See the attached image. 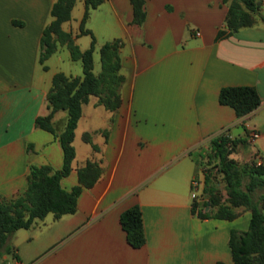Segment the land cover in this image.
Segmentation results:
<instances>
[{
    "label": "crops",
    "instance_id": "crops-1",
    "mask_svg": "<svg viewBox=\"0 0 264 264\" xmlns=\"http://www.w3.org/2000/svg\"><path fill=\"white\" fill-rule=\"evenodd\" d=\"M54 1L0 0V196L6 199L24 190L30 164L58 169L62 162L57 137L34 126L49 111L51 76H81L80 62L63 45L45 60L46 69L38 62L40 32ZM254 1V22L217 39V31H227L229 0H144L140 25L131 22L129 0H103L89 10L84 28L95 39L94 74L100 70V45L118 41L120 103L109 111L89 96L81 105L71 169L60 185L64 190L76 185V170L86 160L97 161L101 175L82 189L73 213L58 218L47 213L16 230L12 248L19 242L34 245L24 257L15 248L16 258L0 255V264L231 263L228 232L247 229L249 210L237 208L232 219L199 218L190 206L203 201L199 162L207 158L212 137L230 136L238 141L233 151L240 152L232 158L264 166V0ZM83 10L84 0H75L70 18L61 23L81 50L90 42L78 34ZM224 86L253 87L259 105L236 117L217 101ZM65 120V110L52 114L57 133ZM252 130L258 136L249 140ZM193 178L199 188L191 198ZM262 191L256 189L254 197ZM134 204L145 236L139 248L127 243L119 224L120 212ZM39 225L45 232L30 236Z\"/></svg>",
    "mask_w": 264,
    "mask_h": 264
},
{
    "label": "trees",
    "instance_id": "trees-1",
    "mask_svg": "<svg viewBox=\"0 0 264 264\" xmlns=\"http://www.w3.org/2000/svg\"><path fill=\"white\" fill-rule=\"evenodd\" d=\"M74 1L55 0L51 4L50 19L41 29L39 37L38 62L43 69H46L45 60L59 45L65 46L69 58L79 61L81 65V76H67L62 72H55L51 76L50 87L46 93L49 111L46 115L34 119L35 127L57 137L62 151V162L58 169L46 164H30L24 190L14 198L6 199L0 196V255L11 253L16 258L14 249L9 245V239L16 230L28 228L35 219H41L47 213H51L54 218L73 213L76 209V199L82 189L91 187L102 172L97 161L86 160L76 170V185L69 190H64L60 185V179L66 177L71 169L70 164L74 157L73 133L80 117L81 105L87 102L89 96H95L97 104L109 111L116 110L120 103L119 87L123 82V76L119 73L117 40L100 45V70L97 74L92 71L95 39L91 32L84 28V22L89 10L96 8L103 0H84L78 34L90 37L87 48L79 49L71 33L61 29V23L70 18ZM129 3L132 9L131 22L140 25L144 19V0H129ZM257 10L258 6L254 0H229L225 15L227 31H217L215 38L250 26ZM261 20L264 21V16H261ZM217 101L231 107L236 117L249 113L260 103L255 89L251 86L221 87ZM57 110L66 112L64 126L58 133L50 121L52 114ZM82 139L90 143L89 134L84 133ZM237 142L223 133L209 140L206 157L215 160V172L204 168L201 190L203 201L200 204L191 202L190 210L199 218L220 219L234 218L239 207L249 210L247 229L240 231L231 228L228 232L227 245L231 263L218 261L215 264H264V166L253 161L238 162L232 158L230 154ZM91 148L97 149L94 144H91ZM199 165L201 166L200 163ZM214 173H219L221 180H216ZM256 189L263 191L254 197ZM119 224L132 248H139L144 244L141 212L137 204L120 212Z\"/></svg>",
    "mask_w": 264,
    "mask_h": 264
},
{
    "label": "rangeland",
    "instance_id": "rangeland-1",
    "mask_svg": "<svg viewBox=\"0 0 264 264\" xmlns=\"http://www.w3.org/2000/svg\"><path fill=\"white\" fill-rule=\"evenodd\" d=\"M84 38H87V37H84ZM82 40H85V39H81V41H80V45L81 46H83L84 45V43H83V41ZM93 57H94V60L96 61V59H97V53L95 52L94 53V55H93ZM79 64V63H78ZM64 64H63V62H60V68H61V66H63ZM206 152H208V151H206ZM238 154V153H240L239 151H233V153L232 154ZM240 155V154H239ZM203 161H200L199 163L201 164V168H202V171L204 172V168L206 167L207 169H209L212 173L213 172H215V167H213V165H214V163H215V160L214 159H207V158H204V159H202ZM238 161V160H237ZM214 178L216 179V180H221L220 179V174L219 173H214ZM219 187H221V184L219 185ZM199 188V187H198ZM197 191H198V189L195 191V193H197ZM189 192H190V190H189ZM39 229H36V230H34V231H29V234H31L30 236H32V234L33 233H37V234H42L43 232H45V230H46V227L45 226H41V225H39V227H38ZM16 236V235H15ZM13 237L12 236V241H14L17 237ZM41 237V236H40ZM11 242V241H10ZM27 245H29V249H27ZM34 245V243H33V241L31 242V243H26V242H19V244H18V247H16V246H14L13 245V248H15V249H17V251L20 253V255H22L23 257H24V255L25 254H28V253H30V248L32 247ZM27 250H28V252H27Z\"/></svg>",
    "mask_w": 264,
    "mask_h": 264
},
{
    "label": "built area",
    "instance_id": "built-area-1",
    "mask_svg": "<svg viewBox=\"0 0 264 264\" xmlns=\"http://www.w3.org/2000/svg\"><path fill=\"white\" fill-rule=\"evenodd\" d=\"M258 133L255 130H252L249 132V140H253L255 138H257ZM229 138H231L230 136H228ZM256 164H259L258 162ZM199 187V180H197L196 178H193L190 182V189H191V193L190 196L191 198L195 197V191L197 190V188Z\"/></svg>",
    "mask_w": 264,
    "mask_h": 264
},
{
    "label": "water",
    "instance_id": "water-1",
    "mask_svg": "<svg viewBox=\"0 0 264 264\" xmlns=\"http://www.w3.org/2000/svg\"><path fill=\"white\" fill-rule=\"evenodd\" d=\"M208 205V203H206ZM207 208V207H206Z\"/></svg>",
    "mask_w": 264,
    "mask_h": 264
}]
</instances>
